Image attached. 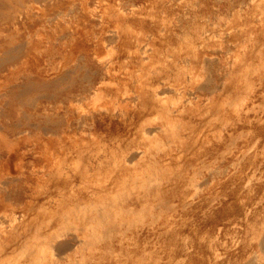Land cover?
<instances>
[{
  "label": "rangeland",
  "instance_id": "rangeland-1",
  "mask_svg": "<svg viewBox=\"0 0 264 264\" xmlns=\"http://www.w3.org/2000/svg\"><path fill=\"white\" fill-rule=\"evenodd\" d=\"M24 1L0 0V134H20L24 140L19 147L0 150V160L15 166L32 158L43 162L35 167L41 184L48 180L46 170L58 168L72 191L85 192L88 205L136 188L120 183L119 171L112 176L110 166L117 163L112 160L124 148L112 153L111 145L147 147L157 155L147 164H127L125 172L139 175L150 165L163 167L173 174L165 186L171 191L175 187L168 194L175 204L161 207L156 222L140 224L136 218L118 237L122 248L104 253L102 242L90 243L83 248L84 256L71 252L63 259L70 247L56 253L43 234L36 238L42 228L22 238L40 243L36 240L29 251L32 240L23 242L25 246L16 243L22 252L13 246L10 255L0 253V264H27L37 258L73 264H264V0H30L28 10ZM110 10L120 11L123 19L109 18ZM42 12L43 21L33 18ZM15 25L22 32L11 39L8 33ZM31 47L30 61L22 62ZM6 66L14 68L6 72ZM250 84L253 89L243 86ZM214 85L215 95L208 98L206 88ZM157 125L170 131L162 134ZM183 151H188L185 156ZM221 154L229 158L225 164L220 157L214 159ZM122 156L120 163L127 158ZM191 173L204 178L196 189L195 182L189 183L195 179H189ZM57 179L52 177L51 183ZM118 182L124 191L113 193ZM166 189L159 192L165 195ZM59 191L54 188L39 198L32 191L35 199L23 203L0 201V231L6 227L22 232L19 224L30 212L36 220L50 218L56 206L42 199H53Z\"/></svg>",
  "mask_w": 264,
  "mask_h": 264
},
{
  "label": "bare ground",
  "instance_id": "bare-ground-1",
  "mask_svg": "<svg viewBox=\"0 0 264 264\" xmlns=\"http://www.w3.org/2000/svg\"><path fill=\"white\" fill-rule=\"evenodd\" d=\"M26 1H30V0H25L24 1V6L26 7V9L28 10L30 8V5L29 4H26ZM112 1H115V0H112ZM118 1V0H117ZM201 1V0H199ZM251 1V0H250ZM241 2V1H240ZM239 2V3H240ZM202 3V2H201ZM242 3V2H241ZM196 4V3H195ZM230 3H228L229 5ZM238 4V3H237ZM227 5V7H228ZM112 6V5H111ZM232 6V5H231ZM230 6V7H231ZM197 7V6H196ZM195 7V8H196ZM200 7V6H199ZM233 7V6H232ZM264 7V6H263ZM194 8V7H192ZM198 9V8H197ZM260 9V7H259ZM263 9V8H262ZM262 9H260L258 12L262 11ZM25 11V12H28V11ZM195 10V9H194ZM87 11V9H86ZM117 12H112V10L109 11H105L106 13H108V17L110 18H115V19H121L122 18V14H120L118 12V10H115ZM188 11V10H187ZM264 11V10H263ZM223 12V11H222ZM200 13V12H199ZM45 12H42L40 13L39 15H34L35 17H33L34 19H37V21H43V18L45 17ZM263 14V13H262ZM105 15V14H104ZM187 15V14H186ZM198 16V15H197ZM203 16V15H202ZM190 17V16H189ZM104 18L105 16H103L101 19L104 21ZM197 18V17H195ZM205 18V17H204ZM218 18V17H216ZM123 19V18H122ZM193 19V18H192ZM200 19V18H198ZM203 19V18H202ZM201 19V20H202ZM206 19V18H205ZM262 19V18H260ZM216 21V20H215ZM261 21V20H260ZM102 22V21H101ZM211 23V22H210ZM215 23V22H213ZM185 24V23H184ZM165 25V23H164ZM218 25V24H217ZM213 26V25H212ZM219 27V26H218ZM223 28H225L224 26H222ZM160 28V27H159ZM162 28V26H161ZM166 28V27H165ZM21 26L19 25H15L12 29H10V33L9 34V37L12 39V38H16L18 35H15V34H18L20 33L21 34ZM220 29H218L219 31ZM21 31V32H20ZM217 31V33L219 34V32ZM223 31V30H222ZM221 31V32H222ZM220 32V34H221ZM224 32V31H223ZM222 32V33H223ZM226 32V31H225ZM228 33V32H227ZM226 33V34H227ZM234 33V32H233ZM157 34V33H156ZM224 34V33H223ZM230 34V33H229ZM228 34V35H229ZM235 34V33H234ZM6 35V34H5ZM222 35V34H221ZM148 36V35H147ZM233 36V34L231 35V37ZM237 38V36L235 37ZM229 40H231L230 38H228ZM227 39V41H229ZM11 42V41H10ZM137 43V42H136ZM231 43V42H230ZM140 44V43H139ZM228 47V46H227ZM160 48V47H159ZM150 49H146L145 51H148ZM161 50V48L159 49ZM159 50H156V52H158ZM213 50V49H212ZM217 49H215L216 51ZM226 50V49H225ZM227 51V50H226ZM229 51V50H228ZM253 51V50H252ZM34 52V49L33 47H31L27 53H23V56L21 57L22 59V62H27V61H30L29 59L32 57V53ZM254 52V51H253ZM258 52V51H257ZM195 53V52H194ZM193 53V54H194ZM25 54V55H24ZM162 55V54H161ZM169 55V54H168ZM167 55V56H168ZM171 55V54H170ZM169 55V56H170ZM192 55V54H190ZM195 55V54H194ZM193 55V56H194ZM21 56V55H20ZM149 56V55H148ZM189 56V55H187ZM186 56V57H187ZM182 57H184L185 59H187L184 55H182ZM180 56V58H182ZM204 59H202L203 61L206 59V57L203 55ZM236 57V56H235ZM166 58V57H164ZM169 58V57H168ZM179 58V59H180ZM195 58V57H194ZM211 58V57H210ZM183 59V60H185ZM196 59V58H195ZM208 60V57L207 59ZM205 60V61H206ZM178 61V60H177ZM181 61V59H180ZM164 62V59L163 61ZM166 62V61H165ZM185 62V61H183ZM182 62V63H183ZM251 62V61H250ZM249 62V63H250ZM174 63V62H173ZM181 64V62H179ZM232 63V62H230ZM245 64V62H244ZM165 66V64H164ZM169 66V65H166V67ZM179 66V65H178ZM171 67V66H170ZM14 67H9L6 66L3 70H6V72L8 71H12ZM242 68V67H241ZM168 69V67L166 68ZM254 69V68H253ZM252 69V70H253ZM157 70V69H156ZM155 70V71H156ZM160 70V69H159ZM151 71V69H150ZM153 71V70H152ZM155 71L153 73H155ZM6 72L3 73V75H6ZM152 73V72H150ZM149 73V74H150ZM158 74V73H157ZM160 74V73H159ZM151 75H154V74H151ZM158 76V75H157ZM156 76V78H157ZM3 76H1L2 78ZM155 77V75H154ZM247 77V76H246ZM227 76L225 77L224 79V83L227 82ZM235 78V77H234ZM153 79V78H152ZM168 80V79H166ZM159 81V80H157ZM245 79H244V83H245ZM169 82V81H168ZM222 82V81H220ZM236 83V81H235ZM221 84V83H220ZM167 85V84H166ZM222 85V84H221ZM232 85V84H231ZM252 84H250V86H244L245 87H248V89H250L249 87H251ZM168 86V85H167ZM215 86V85H214ZM208 87L206 88V91H207V95H208V98H212L214 97V93L216 92V86L214 87ZM253 87V86H252ZM251 87V88H252ZM244 88L242 87V91H244ZM204 89V88H203ZM231 89V88H230ZM247 89V88H245ZM253 89V88H252ZM236 91V90H235ZM246 91V90H245ZM251 91V90H250ZM180 92V91H178ZM240 92V91H238ZM237 95V94H236ZM239 97L245 99L242 96H240V93L238 94ZM229 96V95H228ZM239 97L235 96L234 95V98H238L240 99ZM231 100L233 101H236L234 99H232V97H230ZM227 100V98H225ZM220 100V99H219ZM230 100V99H229ZM231 104H234L233 101H231ZM242 101V99H240ZM239 100V101H240ZM183 102V101H182ZM225 102V101H224ZM189 103V102H188ZM228 104V102H227ZM237 104V103H235ZM228 106H230L228 104ZM231 106H234V105H231ZM182 107V106H181ZM234 108V107H233ZM208 116L210 115L207 114ZM218 115V114H217ZM163 116V115H162ZM160 116H158V118L156 119H159ZM224 118V117H223ZM221 118V119H223ZM161 119V118H160ZM210 119V118H209ZM208 119V120H209ZM211 120V119H210ZM214 120V119H213ZM256 120V119H255ZM221 121V120H220ZM249 121V120H248ZM227 122V121H224V123ZM183 123V122H181ZM168 125V124H166ZM169 126V125H168ZM177 127H179V123L177 124ZM157 131H159L160 133H168L169 130V127H165V126H162V125H157V128H155ZM171 132H173V129L171 130ZM185 135V134H184ZM20 134L18 135H6V134H0V150H2L4 147L5 148H13V147H19L21 146L22 142L24 140H22L20 137ZM187 136V135H186ZM233 137V136H232ZM231 137V138H232ZM236 138V136H235ZM260 138V137H259ZM191 139V138H190ZM257 139V138H256ZM254 139V141L257 142V140ZM168 140V139H167ZM231 140H234V139H231ZM169 141V140H168ZM167 141V142H168ZM172 141V140H171ZM194 141V140H192ZM217 141H221L220 139L219 140H215V143H217ZM233 142V141H232ZM232 144L231 141H228L226 144ZM254 143V142H253ZM263 144V143H262ZM169 144L167 143V146L166 147H169L168 146ZM264 145V144H263ZM112 147H110V150L108 151H113L115 149H123V153L122 150H120L119 153H121V155H123L122 157H127L125 160H122V163L118 162V160L120 161L121 160V155L119 157H117L118 159L113 161L112 162H117L116 164L112 163L110 167H112V176L118 172V176L121 177V181H119L120 183H123V184H130L134 187V185H136V188L132 190L130 189V191L133 192H129L131 194H125L127 191L125 190V193H117L115 195H111L113 196V198L109 197V200L108 199H105V198H100V199H93L94 201L92 202H88L89 204L88 205H85V192H82L80 194H77V192L75 193L73 190V185L64 180L63 178V175H61V172L59 171L58 168H51V169H48L46 170V175L48 178L47 182L45 184H41V180H42V175L40 176H37V173H36V169L35 167L37 166H43V162H38V160H35L32 158V160H30V163L27 164V165H24V166H15V165H11L9 164L8 162H3L0 160V201H6V200H15V201H20V203H23V202H27L29 200V198H34L33 197V193L36 192V195L35 198H39L41 197V193H44V192H51L52 189L54 188H58L60 191L59 192H56V194L58 193V196L54 197L53 196L51 198L53 199H42L43 200H48V204H54L56 206V211L53 213V215L50 217V218H43L41 220L37 219V216H34L32 215L31 216V212L28 214V218L27 219H24L21 223H20V220H19V227L22 228V232H21V229L20 230H17L15 228H9L7 229L5 227V230H2L0 231V253H6L9 251L8 250H13V246H16L17 244L16 243H19V245H23L24 243L23 242H26L28 240H32V243L30 242L29 246H28V249L25 250L26 251H29L31 250L34 245L32 244H35V241L39 239L38 236L42 235V239L45 240L46 244H47V241L50 243L52 249L56 252V253H60V252H63L64 250L68 249L70 247V251H68L66 254H64L62 256V258L64 259H69L71 256H70V253L73 252V253H76V254H80V256H84L85 255V252L83 250V248L85 247V244H90L91 245H98V243L102 242L104 246H100V248H102V251L104 253H106L107 251H109L110 248H113L114 246H119L120 248H122L121 246L124 245L123 243V240L120 238L118 239V237L122 236V234H125L126 230L130 229L131 226H132V223H136V218L138 219V221H140V224H146V223H151V222H154L155 220H157L158 218L161 217V214L160 212L162 211L160 208L163 207L164 205L167 206V208L169 207L168 204L171 203V201H174L173 200V195L171 197H168L169 193L172 192V194L175 193V187L173 189V191L171 190H167L166 189V183L169 184V179L171 178V176H173V174H167L166 170H161L159 167L157 166H152V167H148L147 170H145L144 173H141L139 175H136L133 171L131 172V174H128L127 172H125L126 170H128V165L132 163V165L135 163V164H138V163H148L149 159L152 158V156H154L155 154L154 153H151L150 150L147 148L145 149H140V146L138 147H134V146H128L127 144L123 143V144H116L115 146L114 145H111ZM229 146V145H228ZM255 146V145H253ZM226 147V146H225ZM9 148V149H10ZM163 148V147H161ZM227 148V147H226ZM157 149V148H156ZM160 149V148H159ZM165 149V148H164ZM183 149V147H182ZM181 149V151H182ZM188 149V148H186ZM185 149V150H186ZM155 150V149H154ZM158 150V149H157ZM214 150H216V148H214ZM214 150L211 152V154L214 152ZM226 150V149H225ZM225 150H222V154L224 153ZM156 151V150H155ZM160 151V150H158ZM181 151H180V154H181ZM230 150L228 149V152ZM89 153H91L90 151H87ZM116 152V151H115ZM184 152H188V151H183L182 153L184 154ZM227 152V153H228ZM108 154V152H106ZM118 153V154H119ZM221 153V152H220ZM230 153V152H229ZM10 154V157L13 156L14 152L10 151L9 152ZM115 154V153H114ZM117 154V153H116ZM187 154V153H186ZM221 154V155H222ZM157 155V154H156ZM210 155V154H209ZM216 156L214 159L216 160L218 157H220V160H221V163L224 162V164L229 160V158L225 155H222V156ZM114 156V155H113ZM112 156V157H113ZM185 156V154H184ZM183 156V157H184ZM107 158H110V157H107ZM106 158V155H105V158L104 159H107ZM181 159V158H180ZM199 159V158H198ZM240 159V158H239ZM90 160V158H89ZM88 160V161H89ZM153 160H154V157H153ZM156 160V159H155ZM179 160V159H178ZM182 160V159H181ZM152 161V160H151ZM170 161V160H169ZM198 161H201L200 159ZM196 160V162H198ZM211 161V160H210ZM213 161V159H212ZM239 161V160H238ZM103 162V161H102ZM195 162V161H194ZM214 162V161H213ZM101 163V162H100ZM110 162H108V165H109ZM154 163V162H153ZM164 163V162H163ZM168 163V162H167ZM221 163H219V165L222 167L223 165H221ZM99 164V163H97ZM103 164V163H102ZM128 164V165H127ZM150 164V163H149ZM154 164H157L156 161ZM212 164V163H211ZM231 164V163H230ZM238 165V163H235ZM165 165V164H164ZM189 165V164H188ZM187 165V166H188ZM202 162H201V167L205 166V164L202 166ZM235 165V166H237ZM87 166V165H85ZM101 166V165H100ZM167 166V165H165ZM189 166H192V165H189ZM199 166V165H198ZM207 166V165H206ZM232 166V165H231ZM81 167V166H80ZM92 167V166H91ZM180 167V168H179ZM177 169H184V168H181L182 166H179ZM194 167V166H192ZM197 167V166H195ZM200 167V168H201ZM234 167V166H233ZM82 168V167H81ZM86 168V167H85ZM143 169V167H141ZM199 167L197 168L196 171L201 170ZM205 168V167H204ZM41 170L43 168H40ZM39 169V170H40ZM76 169H79L78 168V165L76 166ZM98 169V168H97ZM110 169V170H111ZM145 169V168H144ZM143 169V170H144ZM192 169V168H191ZM208 171L210 170V168H207ZM214 169L216 170V168H212L210 171H214ZM225 169V168H224ZM134 170V169H133ZM136 170V169H135ZM134 170V171H135ZM206 170V169H205ZM236 170V169H235ZM234 170V171H235ZM248 170V169H247ZM141 171V169H140ZM179 171V170H178ZM218 171V170H216ZM253 171V170H252ZM256 171V169H255ZM147 172V173H146ZM177 172V171H175ZM194 171L192 170V173ZM199 172V171H198ZM196 173V175L199 173ZM60 175H59V174ZM135 174V175H132ZM179 173V172H178ZM177 173V174H178ZM181 173V172H180ZM191 175L193 176V174H195V172ZM217 173V172H216ZM254 172H252L253 174ZM63 174V173H62ZM44 175V174H43ZM58 175V176H57ZM108 175H111L110 173ZM196 175H194L193 177L190 176L189 179H193ZM197 175V176H198ZM212 174H210L211 176ZM52 177H58L57 180H55L53 183H51V178ZM85 178V176H83ZM250 177V176H249ZM110 177H108L109 179ZM182 178V177H181ZM248 178V177H246ZM116 180L115 177H113V180ZM111 180V179H110ZM129 180V182H127ZM204 180L203 177H201L200 179L197 177H195L194 181H189V183H194V186H192V188L196 187L195 184H198L197 182L198 181H202ZM206 180V179H205ZM108 181V180H107ZM112 181V180H111ZM249 181V180H248ZM118 182V186L114 189L113 188V193H114V190H116L118 188V190H120L119 188H123V191H124V185L122 184V187L121 185L119 184ZM199 182V183H200ZM204 181H202L203 183ZM236 182V181H234ZM115 183V181H114ZM112 183V185L114 184ZM137 183V184H136ZM224 183V182H223ZM249 183V182H248ZM246 184V182H245ZM244 184V185H245ZM101 185V184H100ZM120 185V186H119ZM223 185V184H222ZM226 185V184H225ZM242 185V184H241ZM102 186V185H101ZM100 186V187H101ZM198 186H201L198 184ZM107 187V186H106ZM246 187V185L244 186ZM43 188V190H39ZM102 188V187H101ZM99 188L101 191L105 190L106 188ZM126 188V187H125ZM186 188V186H185ZM198 190L199 187H197ZM84 189V188H83ZM167 191V197H165V195L163 194V192H159L160 190H163V191ZM187 189V188H186ZM196 189V188H194ZM49 190V191H48ZM92 190V189H91ZM107 190V189H106ZM105 190V191H106ZM109 190V188H108ZM107 190V192H108ZM111 190V188H110ZM109 190V193L111 192ZM134 190V191H133ZM177 190V189H176ZM264 190V189H263ZM34 191V192H32ZM55 191V190H54ZM57 191V190H56ZM85 191H89L88 190H85ZM100 191V192H101ZM105 191L103 193H105ZM194 191V190H193ZM91 192H93L94 194V190H92ZM90 192V193H91ZM89 193V194H90ZM102 193V192H101ZM100 193V194H101ZM108 193V194H109ZM194 193H196V191H194ZM51 194V193H50ZM92 194V193H91ZM90 194V195H91ZM92 196L95 197L96 194H94ZM99 194V195H100ZM112 194V193H111ZM45 195V194H44ZM107 195V194H106ZM49 196V195H48ZM46 196V197H48ZM102 196V195H101ZM93 197H90V198H93ZM34 198V199H35ZM218 198V196H217ZM89 199V198H88ZM37 200V199H36ZM214 200V199H213ZM262 200V199H261ZM260 200V201H261ZM73 201H76L74 204V206L71 205L70 208H66L65 206H67V202H73ZM210 201V200H209ZM208 201V202H209ZM211 203L213 201H210ZM240 202V201H239ZM238 202V203H239ZM168 203V204H167ZM37 204V203H36ZM175 204V203H174ZM171 203L170 207L172 205H174ZM209 204V203H208ZM39 205V204H37ZM255 205V204H254ZM165 206V207H166ZM209 206V205H208ZM32 205L30 207V209H32ZM164 207V208H165ZM39 208V207H38ZM41 208V207H40ZM39 208V209H40ZM159 210V212L155 213V209ZM11 209V208H10ZM13 209V208H12ZM37 209V208H36ZM35 210H32V211H36ZM206 209V208H204ZM21 210V209H20ZM27 210V209H26ZM28 212V210H27ZM26 212V213H27ZM34 212H32L34 214ZM162 213V212H161ZM13 214V213H12ZM44 215V214H43ZM1 216V215H0ZM13 216V215H12ZM246 216V215H245ZM2 217V216H1ZM16 217V216H15ZM14 217H12L13 219ZM71 218V219H70ZM3 219V217L1 218ZM0 219V221H2ZM5 219H6V216H5ZM15 219V218H14ZM21 219V218H20ZM76 219V220H75ZM8 223H9V219H7ZM16 220V219H15ZM135 220V221H134ZM15 222V221H14ZM13 222V223H14ZM18 222V221H17ZM156 222V221H155ZM226 222H228L226 220ZM2 223H6V222H2ZM7 223V224H8ZM61 227L57 228L58 225ZM6 224V226H7ZM16 224V223H15ZM58 224V225H57ZM0 225H3L0 223ZM57 225V227H56ZM96 226V228H94L93 226ZM139 225V224H136V226ZM16 226V225H15ZM14 226V227H15ZM87 226H90L89 228L91 229H87L88 227ZM143 226V225H142ZM151 226V224H150ZM184 226V225H183ZM39 233H37L38 235L36 236V238L38 237V239L34 240V238H30L28 240H26L28 237V235L31 237V235H33L32 233H34V231H36L37 229H42ZM137 228V227H135ZM263 229V228H262ZM262 231V230H261ZM21 232V233H20ZM166 232V231H165ZM158 233V232H157ZM264 233V232H263ZM177 235V234H176ZM178 236V235H177ZM126 237V236H125ZM124 237V238H125ZM152 237V236H151ZM176 237V236H175ZM22 238H26L24 241V239ZM22 240V243L21 240ZM40 238V240H42ZM42 240V241H43ZM37 242V241H36ZM41 241L38 240V243H40ZM44 242V241H43ZM264 244V243H263ZM49 245V244H47ZM102 245V244H101ZM25 246V245H23ZM99 246V245H98ZM17 247V246H16ZM22 247V246H20ZM19 246L17 248H19L21 250ZM24 248H22L23 250ZM15 250V249H14ZM18 250L19 253L22 252V250L20 251ZM125 250V249H124ZM25 252V251H23ZM121 252V251H120ZM17 250L15 251V255H18L19 253H17ZM109 253V252H108ZM10 255V253H9ZM21 255V254H20ZM73 255V254H72ZM41 257V256H40ZM26 258V257H25ZM42 258V257H41ZM29 259H30V256H29ZM74 259V257H73ZM59 260H47L45 261V259L41 260L39 258L35 259L33 261V263H31V259H30V263L31 264H73L72 261L69 263V262H63V263H60L58 262ZM157 261V259H156ZM159 261V259H158ZM30 263H27V264H30ZM226 264V263H225Z\"/></svg>",
  "mask_w": 264,
  "mask_h": 264
}]
</instances>
